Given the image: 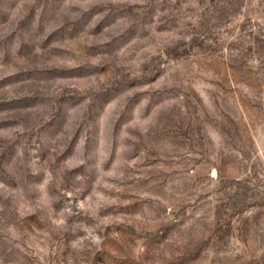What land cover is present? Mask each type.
Here are the masks:
<instances>
[{
    "label": "rangeland",
    "instance_id": "1",
    "mask_svg": "<svg viewBox=\"0 0 264 264\" xmlns=\"http://www.w3.org/2000/svg\"><path fill=\"white\" fill-rule=\"evenodd\" d=\"M0 264H264V0H0Z\"/></svg>",
    "mask_w": 264,
    "mask_h": 264
}]
</instances>
